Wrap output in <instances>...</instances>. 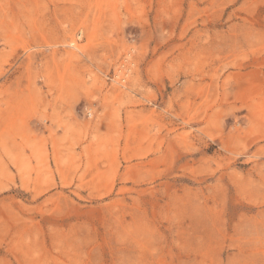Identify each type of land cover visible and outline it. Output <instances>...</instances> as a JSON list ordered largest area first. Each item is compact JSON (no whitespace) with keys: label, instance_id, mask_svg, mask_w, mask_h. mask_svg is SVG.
Segmentation results:
<instances>
[{"label":"rangeland","instance_id":"obj_1","mask_svg":"<svg viewBox=\"0 0 264 264\" xmlns=\"http://www.w3.org/2000/svg\"><path fill=\"white\" fill-rule=\"evenodd\" d=\"M0 264H264V0H0Z\"/></svg>","mask_w":264,"mask_h":264}]
</instances>
